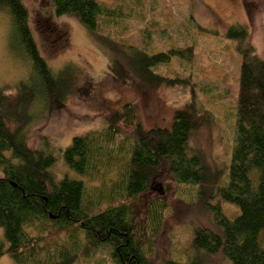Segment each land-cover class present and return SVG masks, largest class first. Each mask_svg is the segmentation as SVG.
<instances>
[{"label": "trees", "instance_id": "1", "mask_svg": "<svg viewBox=\"0 0 264 264\" xmlns=\"http://www.w3.org/2000/svg\"><path fill=\"white\" fill-rule=\"evenodd\" d=\"M52 2L56 15L75 17L93 41L120 58L136 84L155 91L165 85H187L188 75L163 72L161 67L190 60L191 47L159 50L152 24L140 33L139 45L123 39L127 20H143L144 5L139 0H118L114 5L99 0ZM0 9L9 16L11 43L29 64L22 79L0 85V257L8 254L15 264H76L108 246L114 264H205L208 260L199 252L217 261L224 257L229 264H264V57L248 42L246 26L232 24L226 32L241 54L235 143L227 180L213 193L220 176L204 153L189 145L209 113L192 101L175 109L168 125L147 129L132 101L120 108L105 107L104 129L76 135L57 151L79 178L55 177L51 168L57 153L44 135H38L40 146H34L29 127L39 118L59 115L83 73L71 64L57 70L48 64L22 0H0ZM126 129L133 131L131 140ZM118 136L130 141V147L108 155L105 146ZM105 161L110 168L118 166V178L105 180L106 168H101ZM163 170L166 174L161 176ZM159 176L161 194L152 189ZM88 181L98 184L88 187ZM182 185L197 186V200L211 211L215 229L195 228L190 239L195 253L187 262L171 258L156 262L145 249L146 223L159 222L156 212L166 209L170 190ZM221 202L236 206L237 213L226 215ZM62 234L80 235L81 242L73 248L52 246Z\"/></svg>", "mask_w": 264, "mask_h": 264}, {"label": "rangeland", "instance_id": "2", "mask_svg": "<svg viewBox=\"0 0 264 264\" xmlns=\"http://www.w3.org/2000/svg\"><path fill=\"white\" fill-rule=\"evenodd\" d=\"M99 1L114 5L118 0ZM139 1L144 5L143 20H134L133 17L127 20L129 28L123 39L139 45L142 41L140 33L145 30V25L152 24L155 28L153 39L159 50L191 47L193 56L190 60H175L161 67L163 72L188 75L189 84L165 85L156 91L136 84L123 61L93 41L86 27L75 17L56 15L52 0H22L29 13V26L39 52L48 64L55 70L71 64L83 73L80 85L68 99V106L59 115L50 118L44 116L30 125V142L39 147L38 135L47 136L51 148L57 153L56 162L51 168L55 177L60 179L68 174L72 178H79L68 169L62 154L57 151L69 145L76 135L104 129L102 111L105 107L120 108L132 101L143 128L147 129L152 125H168L172 112L192 101L207 111L209 117L194 130L189 145L203 152L213 172L219 174L220 179L213 189V193H216V186L227 180L235 143L236 94L241 66L237 42L229 38L226 32L232 24H243L249 32L248 42L260 57H264V0ZM10 29L9 16L0 9L1 86L22 79L29 65L21 58L20 48L11 43ZM114 36L121 39L116 32ZM12 46L17 49L12 50ZM126 132L131 140L133 131L126 129ZM105 147L110 152L108 155H115L120 150L128 149L130 141L118 136L112 145ZM101 168H106V181L119 177L117 165L110 168L105 161ZM160 173L161 176L166 174L164 170ZM159 178H155L152 189L161 194L159 188L163 182ZM96 184L97 181L87 182L88 187ZM196 193L197 186L194 185L171 189L166 196V209L161 213L159 210L156 212L159 222L152 219L147 221L144 235L149 259L154 258L159 262L171 258L187 262L195 253L190 242L195 228L204 226L215 229L211 211L202 207ZM214 199L212 204L216 201ZM221 209L230 217L238 211L228 202H221ZM80 237L62 234L51 243L52 246L66 244L73 248L81 242ZM2 239L3 229L0 227ZM150 250L153 252L150 253ZM110 252V248L104 246L97 252L83 256L76 264H114ZM199 254L205 255L208 260L205 261L203 257L205 264L210 261L211 264L230 263L221 256L217 261L203 252ZM0 264H15V261L5 254L0 257Z\"/></svg>", "mask_w": 264, "mask_h": 264}]
</instances>
